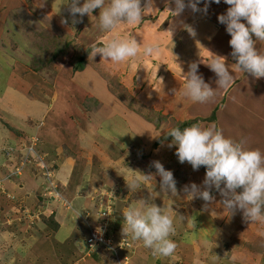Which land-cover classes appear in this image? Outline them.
Listing matches in <instances>:
<instances>
[{
    "label": "rangeland",
    "instance_id": "374dc122",
    "mask_svg": "<svg viewBox=\"0 0 264 264\" xmlns=\"http://www.w3.org/2000/svg\"><path fill=\"white\" fill-rule=\"evenodd\" d=\"M47 1L48 8L44 9L40 6L39 10L31 9L33 13L37 12L36 18L31 17L29 14L31 11L22 13L24 17L21 18V21L26 29L25 34L33 33V37L28 39L32 42L22 41L24 39L18 34L20 27L13 28L12 31L8 27L7 30L11 31L13 35H5L4 40L0 42V83L5 84L6 78L12 71L13 64H10L12 62L10 58L18 56L27 49L30 54L17 58L25 61L23 64L27 65L21 64L20 67H26L20 73L21 76L25 77L29 73L33 60H40L39 65L38 62L36 64V69L39 72H35L37 76L34 77L35 82L33 81L38 90L37 94L43 97L46 95L49 98L48 91L44 88V83H48L52 88L57 87L58 97L62 98L60 105L56 106L57 113L45 123L51 135L57 133L55 140L49 135L48 142H52L51 145H53L50 152L45 149L47 141L35 132L37 122H41L43 119L45 107L42 104L39 106L33 98L27 96V93L32 95L33 90L25 85L24 95L9 90V93L19 99V105L23 111L22 116L19 114L17 116V112L10 114L11 125H14L13 128L16 127V130H13L12 126L9 130L18 135V142L13 146L19 149L31 143L32 148L38 154L43 155L46 163L55 170L53 178H55L58 190L54 194L45 191L44 179L41 177L43 174L40 170L30 169V165H26L24 166L26 169L22 171L21 177L30 171L42 180L40 190L38 194L36 193L37 202L41 195V203H46L43 207L50 210L44 209L45 212L40 214L39 222L41 221L46 226L51 214L55 213L56 215L58 210H69L66 211L65 221L59 222L61 229L59 228L56 235H51L59 254L60 264H86V262L88 264L92 262L93 264H264V223L249 224L245 223L244 219H241L240 222L236 221L242 213L240 211L234 215L230 213V218L223 220L225 215H228V211L223 209L220 204L222 197L215 190L211 193L215 197L211 202H205L200 198L191 200L190 197H185L183 188L186 185L195 183L203 189L205 167L201 166L199 170L194 171L187 162L181 164L175 155L176 148L168 147L171 140L155 146L157 141L178 123L199 119L197 123L201 127L206 128L214 125L222 131L225 137L235 140L244 139L246 148L259 149L264 153V105L259 107L256 101L251 108L240 107V111L237 112V108L232 109L231 107V111H228L224 106L223 97H226L225 92L228 90L229 98L230 87L233 83L226 90L217 89L213 98L196 106L189 104L182 96L181 92L185 82L183 76L187 73L189 65L192 62H197L200 68L199 62L206 60L204 58L208 57L207 51L211 52V48L208 49L206 46L208 42H204L202 45L201 43L191 44L188 46V50L187 46L183 45V41L179 40V37H183L179 35L178 25L180 27L188 21L189 12L187 9L177 16V23L175 20L171 21L168 16V9L174 10L175 5L169 3V0L163 2L155 0L154 5L158 7L151 14L146 13L141 23L120 24L115 30L102 31L98 26L99 9L94 10L92 15H85L83 18L77 14L75 19L80 22L73 24L74 17L70 15L69 7L66 8L65 0ZM82 2L83 0H81ZM198 14L199 12H194L193 16L197 18ZM157 15H159L158 18H155ZM38 20L41 27L30 26L31 23H37ZM64 20H67L66 24L63 23ZM130 36H135L137 42L142 45L158 43L159 54L145 57L141 49L136 57L123 62L101 60L100 55L97 54L94 58L91 55L89 65L84 72L74 74L72 67L67 69L70 63L80 56L81 48L93 45L103 46L112 39H127ZM23 37L25 38V36ZM68 39H72L73 48L68 50L67 55L58 57L52 64H45L50 59L53 60L56 53H59L57 40H59L60 46L64 47ZM40 41L44 43L43 46L40 45ZM31 48L35 50H29ZM257 48L264 52V42L258 41ZM200 53L204 54L200 56ZM219 53L220 51L217 50L216 54ZM56 62H60V66H56L54 64ZM232 63H235L234 59ZM170 74L181 79L179 86L177 80L172 81L169 78ZM203 78L205 77L203 76ZM251 79V76H247L245 83H252ZM260 81L262 80L257 79V82ZM20 83L23 85L22 82ZM66 83H71L70 90ZM77 84L82 88H86L87 85L86 94L79 93L76 88ZM173 90L177 91L176 94ZM238 91L231 94V99L239 98ZM216 98H218L216 102L219 103L216 120L210 121L209 118L216 108V104H213V100ZM63 101L68 104L65 105ZM7 103L13 105V102L8 101ZM32 105H35V108L32 109ZM7 108L15 109L14 107ZM53 113L55 112L53 111ZM59 118H65V121H59ZM52 120L56 122H52ZM81 126L85 130L90 129L87 136L82 133V130L77 131ZM95 126L98 128L95 129ZM67 129H71L70 138L74 139L68 138L67 140L64 134ZM73 130L75 131L73 132ZM245 134H250V136L247 137ZM93 136H96L97 139L95 144H92ZM21 139L24 140L21 141ZM34 144L36 145L33 146ZM14 152L11 156L7 157L6 155L8 168L3 165V168H7H5L6 171L8 169L12 171L14 166H19L18 161L26 154L22 150H14ZM52 154L56 155V160ZM108 155L112 156L113 163L118 168L117 172L125 173V177L121 176L113 186L104 182L105 175L109 172H106V168L102 170L100 167L102 162L104 164L109 162ZM92 156L96 157L95 161L92 159L91 162ZM66 157L72 158L71 160H74L75 163L81 162L86 165L84 167L86 171L79 178V183L70 190L74 196L78 193V197L81 199L88 191L86 205L85 207L81 205L76 210L78 214L73 211L72 203L66 195L68 183L66 184L65 180L58 178L59 167H62L60 159L64 160ZM156 161H159L165 170L172 171L177 182L178 195L160 191V177L156 174L157 170L154 167ZM93 162H96V167H100V170L96 171L99 174V183L102 181V184L95 187L91 185L98 181L97 176H90L92 171L91 169L89 171ZM22 164L24 163L22 162ZM75 166L78 165L75 164ZM10 171H8L6 179H8ZM122 173L120 175H123ZM143 175H152L154 178L144 180ZM21 177L15 176L9 179L17 181ZM133 179L139 182V188L129 190L127 185ZM81 186L84 188L78 192ZM150 197L153 199V203L170 211L174 220L175 231L170 239L176 243L177 247L173 255L168 257L153 255L152 250L145 248L142 241H139V245L130 236L123 235L124 210L129 204L139 199L147 200ZM27 209L15 207L14 213L9 212L10 217L7 215H3V217L6 220L8 217L9 221L13 222L15 229L20 226L21 229L26 228L30 231L33 222L25 223L23 218L26 216L24 212L30 210V208ZM30 211L36 212L35 214L43 212L42 209L35 211L33 208ZM14 214L19 217L14 219L11 217ZM107 215H109L110 241L108 244L91 247L94 233L97 232V229L102 230ZM231 218L235 221L233 219L231 221ZM28 219L32 220L33 215ZM37 223L36 221L35 224ZM42 228L45 230L44 227ZM47 229L51 231L49 228ZM126 241L128 242L127 246L124 245ZM11 245L14 246V244ZM13 246L5 251L6 254L0 252V264H37L35 257L26 256L28 251L26 253L21 251V248H24L23 245L16 243V246L20 247V251L17 252L16 249L14 251ZM16 253H20L21 258ZM54 260L52 259V261Z\"/></svg>",
    "mask_w": 264,
    "mask_h": 264
},
{
    "label": "clouds",
    "instance_id": "9594fccd",
    "mask_svg": "<svg viewBox=\"0 0 264 264\" xmlns=\"http://www.w3.org/2000/svg\"><path fill=\"white\" fill-rule=\"evenodd\" d=\"M169 3L174 4L175 9L168 11L178 16L186 7L193 12L207 13L212 3L220 4L221 0H187V4L185 0H169ZM223 3L229 7L217 19L226 26V32L231 37L230 55L235 63L226 65V58L217 55L211 59L207 66L217 77V87L213 89L199 74V64L192 62L183 76L185 82L181 94L193 102L209 101L217 88L229 87L237 74L264 78V52L257 48V42L264 41V0H223ZM200 4L204 5L203 9L198 7ZM69 9L74 17L73 24L80 22L75 19L77 14L83 18L99 9L100 30L112 31L120 24L141 23L146 13L154 11V0H143V7L142 0H83L82 3L81 0H70ZM63 23L66 24L67 20ZM188 31L195 35L191 28ZM169 32L173 35L171 30ZM141 49L145 57L156 56L160 52L158 43L142 45L135 36H130L127 39H112L103 46L93 45L90 54L93 58L99 54L105 61L123 62L136 57ZM173 91L176 94L177 91ZM168 137L172 138L168 147L176 148L175 155L181 164L187 162L194 171L201 166L206 169L203 189L195 183L186 185L183 188L185 197L211 202L215 199L211 194L215 190L222 197L220 204L223 209L231 215L240 211L246 223H264V153L259 149L246 148L244 139L225 137L214 125L205 128L197 123L183 130L173 127L165 134V139ZM11 147L6 148L5 154ZM154 167L160 177V191L178 195L172 171L165 170L159 161L154 162ZM143 176L144 180L154 178L152 175ZM127 187L129 190L138 189L139 182L133 179ZM152 201L150 197L128 205L123 212V235L142 241L153 255L168 257L177 247L170 239L175 231L174 220L170 211Z\"/></svg>",
    "mask_w": 264,
    "mask_h": 264
},
{
    "label": "crops",
    "instance_id": "0c3cea01",
    "mask_svg": "<svg viewBox=\"0 0 264 264\" xmlns=\"http://www.w3.org/2000/svg\"><path fill=\"white\" fill-rule=\"evenodd\" d=\"M52 1L56 2V1H63V0H52ZM163 1L164 0H161V2H163ZM47 2H48L47 0H0V42H2L4 40L5 35H10V36L13 35V33L11 32L13 28H19V27L21 29L19 28L18 34L21 35L20 37H22V39H24L22 41L23 42H27V41L32 42L28 39L33 37V33L30 32L29 35L25 34L26 29H25V26L22 25L23 21H21V18L24 17L22 13L24 11L29 12V11H31V9L39 10L40 6L43 7L44 9L48 8V6L46 5ZM65 2L67 4L66 8L69 7L70 0H65ZM29 3H30V5H29ZM185 3L187 4V0H185ZM154 4H155V0H154ZM51 5H53V4H51ZM157 7L158 6L154 5V9ZM198 7L203 9L204 5L200 4ZM228 7H229V5H226L225 3H223V0H221L220 4L212 3L208 7L207 13H204L203 11H198L199 16L197 18L193 16L194 12L191 10V8L186 7L185 9H187V11L189 12V19L186 23L182 24L180 27L178 25L179 35L183 37V38L179 37V40L183 41L182 42L183 45L185 47L187 46L188 50H189L188 46H190L191 44L196 45V44L201 43V45H202V43L208 42L206 46L208 49L211 48V52L207 51L208 57L204 58L206 60L199 62L201 65V67L199 68V74H201L202 76L205 77L204 78L205 82H208L212 86L213 89L217 87V85L215 83V81L217 80V77L207 66V64L211 61V59H213L215 55L222 56V57L226 58V60H225L226 65L234 64V63H232L233 58L230 55V53L232 52V49L229 46V40L231 39V37L226 32V26L220 24L218 22V19H217L218 15L224 14ZM151 13H152V11H149L147 14H151ZM29 14L31 15V17L33 16L32 18H36L32 11L29 12ZM158 16L159 15H157L155 18H158ZM168 16L171 19V21L175 20V22L178 23L177 16H174L173 13L168 12ZM174 17H176V18H174ZM39 22H40L39 20L37 21V23L33 22L30 24V26H32L33 28H35V27L39 28V27H41ZM8 27L11 28V31L7 30ZM189 28L192 29V31L195 33V35H192L188 31ZM23 36H25V38ZM30 45H33V44H30ZM29 50H35V49L31 48ZM217 50L220 51L219 54H216ZM193 52L195 53V51H193ZM25 54H30V52H28L26 49V50H23L20 54H18V56H13L12 58H10V60L12 61L10 64H13L12 69L10 68L12 71L10 72L9 76L6 78L5 84L0 83V183L2 184L1 185L2 188H0V191H1L0 192V215H1V218H0V252L2 251L4 254H6L5 251H7L9 247L13 246L11 244H14V246H13L14 251H15V249H16V252L20 251V247L16 246V243H19L20 245L24 246V248H21V251L25 252V253H26V251H28L27 252L28 254L26 253V256L29 258L35 257L37 264H60L61 261H59V254L57 253V250L54 246V242L52 239L53 238L52 236L56 235V232L48 231L47 227L44 224H42L41 221L39 222V220L41 219V216L38 220L34 221L33 226H32L33 229L30 227V231L27 230L26 228L21 229L20 226H18L19 228L15 229L13 222L9 221L8 217H7V220L4 219V217H3V215H7L10 217L9 212L14 213L16 211V210H14L15 207L16 208L17 207H24V208H28V209L30 208V210L32 208L33 209L35 208L34 209L35 211L42 209L43 212L39 213V214H43L45 212L44 209L46 211L50 210V209H46L45 207L36 209V206L38 205L36 193L38 194V191L40 190V187L42 184V180L40 177L36 176L35 174L33 175L32 173H30V171H28L23 177H21L17 181H15L13 179H6V176L8 175V171H10V169H8V171H6V169L8 168V166H7L8 162L6 160L8 158H6L5 150L8 147L16 145L18 142L17 141L18 135L12 133L9 130L10 127L12 126L10 114L12 112H17V116H18V114L20 116L23 115V113H22L23 111L21 110V107L19 105V99L16 98L11 93H9V90H13V91H16L17 93L24 95L25 94L24 93L25 86H27L29 89H32L33 90L32 95L27 93V96L33 98L39 104V106H41V104H42L45 107V110H44L45 114L43 115V119L41 120V122H37L36 131H35L36 134L38 133V135L43 140L47 141L45 143L46 144L45 149L50 151V152L53 149V145H51L52 142H48L49 135L52 136L53 140H55L57 138V133H52V135H51V133L46 128L45 123H47L48 120L50 121V118H52L53 115L57 113V111H56L57 107L56 106L60 105V100L62 98L58 97L57 87L52 88L48 83L47 84L44 83V86H45L44 88L48 91L47 95L49 96V98L46 95H45V97H43V96L37 94L38 90H37V88H35V85L33 83V81L35 82L34 77L37 76L35 72L30 70L29 73L27 75H25V77L21 76L20 73L22 72V70H24V68H26V67H24L25 65L23 64V63H25V61H21L17 58L22 57ZM203 54L204 53H200L199 55L201 56ZM6 56L10 57L11 55H6ZM60 62H56L54 64H56V66H60V64H59ZM21 64L24 66L20 67ZM14 67H15V69H14ZM71 67H72V65L70 63V66L68 68L67 67L66 68L70 69ZM66 68H65V71L67 73ZM12 73H13V75H12ZM230 74L235 75L234 73H231V72H230ZM241 76H242V74H237V78L233 82L232 87H230L231 93L229 95V98H228V94H227L228 90L225 92L226 97L225 96L223 97V101H225L224 106L228 111H231V107H232V109L237 108L238 109L237 112L240 111V107H242L243 109L251 108L253 105H255L256 101H257V106L260 107V106L264 105V78H259L258 80H262V81L257 82V78L252 77L250 74H245V75H243L244 77H241ZM247 76L252 77V79H251L252 83H245V78ZM169 78L172 81L177 80L178 86L180 85L181 79H179V78L177 79L176 77L172 76L171 74H170ZM20 82H22L23 85ZM177 83L174 82V84H177ZM66 86L70 90L71 83H66ZM76 88H77V90H79V93H83V94L85 93L86 94V92H87V85H86V88H82L81 86H79L77 84ZM217 89H219V88H217ZM221 89L226 90V89H228V87L227 88H221ZM65 90H66V88H65ZM236 90L237 91L239 90L237 92V95L239 96V98H236L235 100L231 99L232 98L231 94ZM52 95H53V97H52ZM51 97H52V100L50 101ZM218 98H220V97H218ZM218 98L213 100V104H216V107L219 105V103L216 102V100ZM184 99L186 101H188L189 104H193L195 106L201 104L199 102H193L190 99L185 98V97H184ZM8 101L13 102V105H9V103H7ZM63 102L65 105L68 104L66 101H63ZM204 103H206V102H204ZM7 107H10L11 109L14 107L15 109L9 110V108H7ZM33 108H35V105H32V109ZM209 109H211V108H209ZM53 111L55 113H53ZM25 118L27 119V117H25ZM59 121L64 122L65 118H59ZM87 121H88V119L85 121V124L87 123ZM52 122H56V121L52 120ZM39 123H40V125H39ZM13 127H14V125L12 126V129L16 130V127L15 128H13ZM89 127L91 128L90 125H89ZM97 128L98 127L95 126V129H97ZM79 129L82 130V133L86 134V136H87L88 132H90L89 131L90 129L85 130L82 126L80 128H78L77 131ZM74 131L75 130H73V132ZM70 132H71V129H69V130L67 129L64 132L67 140L71 136L69 134ZM246 136L249 137L247 134H246ZM93 138L94 139L92 140V144L93 143L95 144V142L97 140L96 136L95 137L93 136ZM244 138H246V137L244 136ZM70 139H74V138L71 137ZM23 140L24 139H21V141H23ZM56 145L58 146V144H56ZM97 148H99V147H97ZM100 153H102V152H100ZM52 155L55 159L56 155H54V154H52ZM108 156H109L108 157L109 162L107 164H104V162H102V165H100V167H102V170H104L103 168H106L107 169V170L105 169L106 172H109L107 175H105V181L104 182L109 183L110 185L112 184V186H113L114 184H116L117 180L120 179L121 176L125 175V173L121 172L123 175H120L121 173L119 174V172H117L118 168L113 163L112 156L111 155H108ZM95 157L96 156H92L90 161L92 162V159H93V161H95ZM71 159L72 158H69V157L64 158V160H63V158L60 159V161L62 163L61 164L62 167H59L58 178L60 177L66 181V184L68 183L69 187L66 188L67 189L66 195H67V198L70 201V203H72L73 211L76 214H78V212L76 210H78L81 205H83V207H85V205H86V202L88 199L87 197L89 196V195H87L88 191L86 192L83 199H81L80 197H78V193H77V195L74 196L73 192L70 190L72 188H74L77 185V183H79V181H80L79 178L86 171V169L84 168V167H86V165L81 164V162L75 163V161L71 160ZM87 160H89V159H87ZM75 164L78 166H75ZM3 165L7 166V168L6 167H5L6 169L3 168ZM104 165H105V167H104ZM58 166H60V165H58ZM90 167H89V171H90V169L92 171V174H90V176L96 175L97 179H98V181L95 184L92 183L93 185H91V186L95 187L98 184H102V181H100L101 183H99V180H100L98 177L99 174L96 171L97 169L100 170V167L99 166L96 167V162H93L92 166H90ZM81 184H82V181L80 182V185ZM83 188H84V186L79 187L78 192H80V190H82ZM11 209H13V210H11ZM30 210L25 211L24 212L25 215L27 212L30 214L34 213L33 211H30ZM66 211H69V210L63 209V210L57 211L56 215L58 218L57 219L58 222L63 223L65 221L64 217L66 216ZM11 217H13L14 219H17L19 216L14 214ZM28 217H30V216H28ZM28 217L27 216L23 217L25 220V223H28V221L30 222V219H28ZM226 218H230V212L229 211H228V215H225L223 220ZM232 219L233 218H231V221H232ZM241 219L243 220L242 213L240 214V217H238L236 219V221L240 222ZM36 221L38 222L37 224H35ZM233 221H235V220L233 219ZM7 225H9L10 227ZM42 227H44L45 230ZM60 229H61V227H60ZM202 233L204 234L205 232H202ZM22 243H25L28 246L24 245ZM135 243L136 244L138 243L140 245L139 241H135ZM246 244L248 245L249 243H246ZM19 254L16 253V255L19 256V258H21ZM23 258H25V257H23ZM52 259H55V260L52 261ZM143 260H144V258H143ZM21 262L23 263L24 259ZM86 264H88V262H86ZM91 264H93V262Z\"/></svg>",
    "mask_w": 264,
    "mask_h": 264
},
{
    "label": "built area",
    "instance_id": "2783aa9c",
    "mask_svg": "<svg viewBox=\"0 0 264 264\" xmlns=\"http://www.w3.org/2000/svg\"><path fill=\"white\" fill-rule=\"evenodd\" d=\"M35 145L36 144H34L33 146H35ZM14 150H16V151L17 150H22L26 154H25L24 157L20 158V161H18L19 166H17V165L14 166L13 170L10 171L11 173L8 176V179L9 178H14L15 176L21 177L22 176V171L24 169H26V168H24V166L30 165V169H33V168L38 169L43 174L41 177L44 179L43 183L45 185V191H47V193L49 192L50 194L57 193L58 187H57V184L55 182V178H53L55 170H54V168L52 166H50V165H48L46 163L45 157L43 155L38 154L32 148L31 143H30V145H25V146H23L22 148H19V149H17L16 146L9 148L7 150V152H6L7 157L11 156L12 154H14L15 153ZM22 162L24 164H22ZM1 185L2 184L0 183V188H2ZM57 198H59V197H57ZM66 207H67V204H66ZM103 210H104V208H103ZM26 214H27L26 216H30L29 218H31V216L33 215V219L34 220L33 219L30 220L33 223H34L35 220H38L40 218V214L39 213L35 214V212H34L32 214H30V213H26ZM104 216H105V214H104ZM36 218H38V219H36ZM108 218H109V215H107V219L103 222V226H102L103 228H102L101 232H95L94 233V239L92 241L93 245H91V247H95L97 245L100 246L101 244H108V242L110 241V232H109ZM127 243L128 242L126 241L124 245L127 246L128 245Z\"/></svg>",
    "mask_w": 264,
    "mask_h": 264
},
{
    "label": "trees",
    "instance_id": "16d2710c",
    "mask_svg": "<svg viewBox=\"0 0 264 264\" xmlns=\"http://www.w3.org/2000/svg\"><path fill=\"white\" fill-rule=\"evenodd\" d=\"M33 10V9H32ZM35 14H37V12H35L34 13V15ZM43 30V29H42ZM42 36V35H41ZM43 44L44 43H42V41H40V45L41 46H43ZM72 44H73V41H72V39H68V41L66 42V44H65V46L64 47H62V46H60V42H59V40H57V48H58V52L59 53H56V55L54 56V58H53V60L52 59H50L47 63L45 62V64H52L58 57H60V56H65V55H67V53H68V50L70 49V48H73V46H72ZM41 46H40V49H41V51H42V48H41ZM97 46H102V45H97ZM80 56L75 60V61H73V63H71V65H72V72L74 73V74H77V73H81V72H84L85 70H86V68L88 67V65H89V59H90V57H91V47H88V48H81V50H80ZM34 62H35V64H34ZM37 62H38V65H39V62H40V60H33V65L31 66V68H30V70L31 71H33V72H36V73H38L39 72V70H37L36 69V64H37ZM25 66H27L26 64H25ZM254 95V94H253ZM217 111H218V107H216L215 109H214V111H213V114H212V116H211V118H209V120L210 121H215L216 120V114H217ZM199 119H196V120H188V121H185V122H183V123H178V125H176L175 127H179V128H181V130H183L184 128H186V127H190L191 125H193V124H197V121H198ZM236 135H238V134H236ZM246 135V134H245ZM248 136H250V134H248ZM237 137V136H236ZM239 137V136H238ZM243 137V136H242ZM172 138L171 137H168L167 139H165V135L163 136V137H161L158 141H157V143L155 144V146H159V144H161V143H163V142H165V141H169V140H171ZM120 196H122V195H120ZM42 196L40 195V198H41ZM39 198V202H38V205L36 206V207H43V206H45V202L43 203H41V199ZM35 209V208H34ZM46 226H47V228H49L52 232H57L58 230H59V222H58V220H57V218H56V215H55V213H53V214H51V216L50 217H48V221L46 222ZM95 257V256H94Z\"/></svg>",
    "mask_w": 264,
    "mask_h": 264
}]
</instances>
